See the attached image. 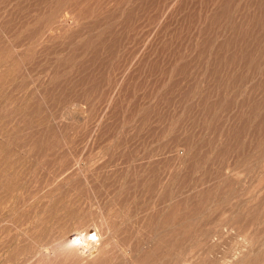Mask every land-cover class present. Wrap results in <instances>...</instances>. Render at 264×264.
<instances>
[{
	"label": "rangeland",
	"instance_id": "obj_1",
	"mask_svg": "<svg viewBox=\"0 0 264 264\" xmlns=\"http://www.w3.org/2000/svg\"><path fill=\"white\" fill-rule=\"evenodd\" d=\"M261 1L0 0V264H264Z\"/></svg>",
	"mask_w": 264,
	"mask_h": 264
},
{
	"label": "bare ground",
	"instance_id": "obj_2",
	"mask_svg": "<svg viewBox=\"0 0 264 264\" xmlns=\"http://www.w3.org/2000/svg\"><path fill=\"white\" fill-rule=\"evenodd\" d=\"M33 1V0H32ZM132 1V0H131ZM165 1V0H164ZM168 1V0H167ZM199 1V0H198ZM255 1V0H254ZM259 1H261V0H259ZM48 2V1H47ZM49 2H50V0H49ZM129 2V1H128ZM184 2V1H183ZM182 2V3H183ZM190 2V1H189ZM203 2V1H202ZM262 2V1H261ZM27 3V2H26ZM81 3V2H80ZM191 3V2H190ZM223 3V2H222ZM248 3V2H247ZM252 3H253V1H252ZM258 3V2H257ZM48 4V3H47ZM50 4V3H49ZM215 4V3H214ZM219 4V3H218ZM217 4V5H218ZM254 4V3H253ZM70 5V4H69ZM98 5V4H97ZM257 5V4H256ZM78 6V5H77ZM216 6V5H215ZM230 6V5H229ZM253 6V5H252ZM259 6V5H258ZM90 7V6H89ZM93 7V6H92ZM91 7V8H92ZM131 7V6H130ZM151 7V6H150ZM177 7V6H176ZM220 7V6H219ZM106 8V7H105ZM191 8V7H190ZM222 8V7H221ZM7 9V8H6ZM13 9V8H12ZM49 9V8H48ZM80 9V8H79ZM101 9V8H100ZM214 9V8H213ZM263 9H264V4L262 3H260V7H259V12L260 13H263L264 11H263ZM36 10V9H35ZM87 10V9H86ZM90 10V9H89ZM93 11V10H92ZM111 11V10H110ZM127 11V10H126ZM165 11H166V9H165ZM215 11V10H214ZM255 11V10H254ZM42 12H43V10H42ZM122 12H123V10H122ZM143 12V11H142ZM148 12V11H147ZM146 12V13H147ZM184 12V11H183ZM218 12V11H217ZM229 12V11H228ZM46 13V12H45ZM96 13H97V11H96ZM145 13V12H144ZM143 13V14H144ZM145 13V14H146ZM174 13V12H173ZM142 14V15H143ZM211 14V13H210ZM220 14V13H219ZM228 14V13H227ZM230 14V13H229ZM8 15V14H7ZM71 15V14H70ZM101 15V14H100ZM112 15V14H111ZM110 15V16H111ZM63 16V15H62ZM98 16V15H97ZM145 16V15H144ZM158 15H156V17H157ZM212 16V15H211ZM225 16H226V14H225ZM229 16V15H228ZM101 17H103V16H101ZM148 17V16H147ZM209 17V16H208ZM213 17H215V16H213ZM146 18V17H145ZM216 18V17H215ZM262 18V17H261ZM43 19V18H42ZM57 19V18H56ZM109 19V18H108ZM115 19V18H114ZM132 19V18H131ZM143 19H144V17H143ZM147 19V18H146ZM199 19V18H198ZM85 20V19H84ZM251 20V19H250ZM29 21V20H28ZM116 21V20H115ZM144 21V20H143ZM146 21V20H145ZM148 21H151V20H148ZM161 21H162V19H161ZM180 21V20H179ZM191 21V20H190ZM206 21V20H205ZM7 22V21H6ZM107 22V21H106ZM147 22V21H146ZM201 22V21H200ZM264 22V21H263ZM262 22V23H263ZM128 23V22H127ZM41 24V23H40ZM97 24H98V22H97ZM204 24V23H203ZM212 24V23H211ZM214 24V23H213ZM250 24V23H249ZM42 25V24H41ZM145 25H147V24H145ZM221 25V24H220ZM149 26V25H148ZM259 26V25H258ZM13 27V26H12ZM40 27V26H39ZM145 27V26H144ZM190 27V26H189ZM188 27V28H189ZM196 27V26H195ZM218 27V26H217ZM216 27V28H217ZM225 27V26H224ZM238 27V26H237ZM261 27V26H260ZM42 28V27H41ZM40 28V29H41ZM87 28V27H86ZM85 28V29H86ZM149 28H151V27H149ZM159 28V27H158ZM187 28V27H186ZM197 28H198V26H197ZM208 28V27H207ZM9 29V28H8ZM14 29V28H13ZM40 29H39V31H40ZM99 29V28H98ZM178 29V28H177ZM264 29V28H263ZM151 30V29H150ZM206 30V29H205ZM233 30H234V28H233ZM258 30V29H257ZM50 31V30H49ZM148 31V30H147ZM146 31V32H147ZM160 32H161V30H159ZM90 32V31H89ZM151 32V31H150ZM210 32V31H209ZM211 32H213L212 30H211ZM261 32V31H260ZM16 33V32H15ZM108 33V32H107ZM129 33V32H128ZM153 33V32H152ZM235 33V32H234ZM264 33V32H263ZM9 34V33H8ZM32 34V33H31ZM75 34V33H74ZM90 34V33H89ZM140 34V33H139ZM190 34H192L191 32H190ZM205 34V33H204ZM262 34V33H261ZM77 35V34H76ZM105 35H106V33H105ZM138 35V34H137ZM169 35V34H168ZM257 35V34H256ZM46 36V35H45ZM84 36V35H83ZM109 36V35H108ZM128 36V35H127ZM175 36V35H174ZM192 36V35H191ZM215 36V35H214ZM225 36V35H224ZM230 36H231V34H230ZM10 37V36H9ZM24 37H25V35H24ZM23 37V38H24ZM28 37V36H27ZM78 37V36H77ZM92 38H94V36L92 35L91 36ZM161 37V36H160ZM178 37V36H177ZM196 37V36H195ZM210 37V36H209ZM262 37H264V35L262 36ZM22 38V39H23ZM45 38V37H44ZM68 38V37H67ZM88 38H89V36H88ZM9 39V38H8ZM29 39V38H28ZM77 39V38H76ZM91 39V38H90ZM112 39V38H111ZM238 39V38H237ZM30 40V39H29ZM28 40V41H29ZM88 40V39H87ZM179 40V39H178ZM226 40H227V38H226ZM26 41V40H25ZM27 41V42H28ZM70 41V40H69ZM86 41V40H85ZM133 41V40H132ZM165 41V40H164ZM191 41V40H190ZM192 41H194V40H192ZM24 42V41H23ZM30 42V41H29ZM142 42V41H141ZM22 43V42H21ZM219 43V42H218ZM20 44V43H19ZM18 44V45H19ZM160 44V43H159ZM209 44V43H208ZM225 44V43H224ZM227 44V43H226ZM259 44V43H258ZM26 45V44H25ZM37 45V44H36ZM46 45V44H45ZM121 45V44H120ZM184 45V44H183ZM229 45V44H228ZM234 45H236V44H234ZM233 45V46H234ZM111 46H113V45H111ZM125 46V45H124ZM148 46V45H147ZM219 46V45H218ZM75 47V46H74ZM142 47V46H141ZM149 47V46H148ZM154 47V46H153ZM46 48V47H45ZM82 48V47H81ZM222 48V47H221ZM238 48H239V46H238ZM31 49H32V47H31ZM56 49V48H55ZM151 49V48H150ZM15 50V49H14ZM85 50V49H84ZM86 50H90V49H86ZM92 50V49H91ZM90 50V51H91ZM109 49H107V51H108ZM111 50V49H110ZM232 50V49H231ZM82 51H83V49H82ZM121 51V50H120ZM191 51V50H190ZM195 51V50H194ZM223 51V50H222ZM242 51V50H241ZM113 52V51H112ZM116 52H117V50H116ZM152 52V51H151ZM216 52H218V51H216ZM234 52V51H233ZM41 53V52H40ZM44 53V52H43ZM61 53V52H60ZM108 53V52H107ZM114 53V52H113ZM224 53H225V51H224ZM239 53V52H238ZM248 53H249V51H248ZM67 54H69V53H67ZM74 54V53H73ZM82 54V53H81ZM93 54V53H92ZM143 54V53H142ZM160 54V53H159ZM214 54V53H213ZM234 54V53H233ZM236 54V53H235ZM247 54V53H246ZM23 55V54H22ZM28 55V54H27ZM36 55V54H35ZM49 55V54H48ZM75 55V54H74ZM88 55V54H87ZM117 55V54H116ZM126 55V54H125ZM162 55V54H161ZM207 55V54H206ZM220 55V54H219ZM238 56H239V54H237ZM236 55V56H237ZM255 55V54H254ZM264 55V54H263ZM91 56V55H90ZM118 56V55H117ZM180 56V55H179ZM185 56V55H184ZM193 56H195V54L193 55ZM240 56H242V55H240ZM34 57V56H33ZM67 57H69V56H67ZM96 57H98V56H96ZM95 57V58H96ZM232 57V56H231ZM62 58V57H61ZM86 58V57H85ZM139 58V57H138ZM206 58V57H205ZM262 58V57H261ZM38 59V58H37ZM64 59V58H63ZM78 59V58H77ZM80 59V58H79ZM82 59V58H81ZM114 59V58H113ZM178 59V58H177ZM196 59V58H195ZM236 59V58H235ZM249 59V58H248ZM30 60V59H29ZM35 60V58L33 59V61ZM67 60V59H66ZM68 60H69V58H68ZM67 60V61H68ZM101 60V59H100ZM112 60V59H111ZM148 60V59H147ZM184 60V59H183ZM194 60V59H193ZM197 60V59H196ZM213 60V59H212ZM259 60V59H258ZM43 61V60H42ZM83 61V60H82ZM99 61V60H98ZM97 61V62H98ZM102 61V60H101ZM100 61V62H101ZM104 61V60H103ZM113 61V60H112ZM215 61V60H214ZM81 62V61H80ZM92 62V61H91ZM119 62V61H118ZM143 62V61H142ZM162 62V61H161ZM189 62H191V60L189 61ZM259 62V61H258ZM26 63V62H25ZM66 63V62H65ZM69 63V62H68ZM89 63V62H88ZM87 63V64H88ZM144 63V62H143ZM148 63V62H147ZM225 63V62H224ZM223 63V64H224ZM236 63V62H235ZM238 63V62H237ZM261 62H259V64H260ZM263 63V62H262ZM95 64V63H94ZM198 64V63H197ZM199 64H201L200 62H199ZM198 64V65H199ZM77 65V64H76ZM98 65V64H97ZM109 65V64H108ZM114 65V64H113ZM117 65V64H116ZM225 65H228V64H225ZM26 66V65H25ZM57 66V65H56ZM79 66V65H78ZM88 66V65H87ZM96 66V65H95ZM94 66V67H95ZM203 66V65H202ZM28 67V66H27ZM46 67V66H45ZM53 67V66H52ZM57 67H60V66H57ZM89 67V66H88ZM104 67V66H103ZM110 67V66H109ZM74 68V67H73ZM59 69V68H58ZM78 69V68H77ZM76 69V70H77ZM90 69V68H89ZM88 69V70H89ZM158 69V68H157ZM52 70V69H51ZM83 70V69H82ZM123 70V69H122ZM138 70V69H137ZM179 70V69H178ZM228 70V69H227ZM239 70V69H238ZM69 71V70H68ZM245 71V70H244ZM133 72V71H132ZM157 72V71H156ZM221 72V71H220ZM229 72V71H228ZM48 73V72H47ZM54 73V72H53ZM120 73V72H119ZM126 73V72H125ZM161 73V72H160ZM169 73V72H168ZM185 74V73H184ZM207 74V73H206ZM259 74V73H258ZM261 74V73H260ZM124 75V74H123ZM227 75V74H226ZM41 76V75H40ZM145 76H146V74H145ZM167 76H168V74H167ZM166 76V79L169 81V78ZM171 76V75H170ZM45 77H46V75H45ZM174 77V76H173ZM110 78V77H109ZM128 78V77H127ZM83 79V78H82ZM212 79V78H211ZM120 80V79H119ZM189 80V79H188ZM225 80V79H224ZM86 81V80H85ZM167 81V82H168ZM186 81V80H185ZM195 81V80H194ZM137 82H138V80H137ZM174 82H176V80L174 81ZM173 82V83H174ZM189 82H191V81H189ZM230 83V82H229ZM78 84V83H77ZM96 84V83H95ZM106 84V83H105ZM123 84V83H122ZM257 84V83H256ZM112 85V84H111ZM110 85V86H111ZM178 85V84H177ZM197 85V84H196ZM230 85V84H229ZM191 86V85H190ZM194 86H195V82H194ZM202 86V85H201ZM64 87V86H63ZM63 87H62V89H63ZM94 87V86H93ZM175 87V86H174ZM252 87V86H251ZM177 88V87H176ZM192 88V87H191ZM194 88V87H193ZM57 89V88H56ZM179 89V88H178ZM249 89V88H248ZM252 89H253V87H252ZM251 89V90H252ZM72 90V89H71ZM112 90V89H111ZM116 90V89H115ZM183 90V89H182ZM67 91V90H66ZM179 92H180V90H178ZM209 91V90H208ZM240 91V90H239ZM242 91V90H241ZM120 92V91H119ZM252 92H254V91H252ZM117 93V92H116ZM188 93V92H187ZM190 93V92H189ZM191 93H192V91H191ZM125 94V93H124ZM261 94V93H260ZM111 95H112V93H111ZM131 95V94H130ZM252 95V94H251ZM81 96V95H80ZM122 96V95H121ZM178 96V95H177ZM211 96V95H210ZM245 96V95H244ZM256 96V95H255ZM110 97V96H109ZM204 97V96H203ZM252 97H253V95H252ZM257 97V96H256ZM264 97V96H263ZM182 98V97H181ZM109 99V98H108ZM258 100V99H257ZM159 101V100H158ZM66 102V101H65ZM161 102V101H160ZM206 102V101H205ZM209 102V101H208ZM58 103V102H57ZM62 103V102H61ZM173 103V102H172ZM177 103V102H176ZM257 103V102H256ZM258 103H259V101H258ZM161 106V105H160ZM168 106V105H167ZM181 106H183V105H181ZM188 106L190 107V105L188 104ZM245 106V105H244ZM253 106H254V104H253ZM230 107V106H229ZM218 108V107H217ZM181 109V108H180ZM237 109V108H236ZM254 109H256V108H254ZM61 110V109H60ZM168 110V109H167ZM260 110V109H259ZM213 111V110H212ZM202 112V111H201ZM211 112V111H210ZM262 112H263V110H262ZM178 113V112H177ZM192 113V112H191ZM119 114V113H118ZM179 114H180V112H179ZM239 114V113H238ZM261 114V113H260ZM126 115V114H125ZM168 115V114H167ZM184 115V114H183ZM205 115V114H204ZM169 116V115H168ZM182 116V115H181ZM54 117H56V116H54ZM60 116H58V117H56L57 119L59 118ZM110 117V116H109ZM124 117V116H123ZM63 118V117H62ZM98 118V117H97ZM199 118V117H198ZM101 119V118H100ZM109 119V118H108ZM135 119V118H134ZM165 119V118H164ZM264 119V118H263ZM107 120V119H106ZM238 119H236V121H237ZM163 121V120H162ZM233 121V120H232ZM231 121V122H232ZM260 121V120H259ZM259 121H258V123H259ZM61 122V121H60ZM159 122V121H158ZM238 122V121H237ZM204 123V122H203ZM243 124H244V122H242ZM59 124V123H58ZM95 124V123H94ZM99 124V123H98ZM219 124V123H218ZM242 124V125H243ZM130 125V124H129ZM233 125V124H232ZM64 126V125H63ZM128 126V125H127ZM166 126V125H165ZM171 126V125H170ZM101 127V126H100ZM181 127V126H180ZM102 128V127H101ZM117 128V127H116ZM122 128V127H121ZM151 128V127H150ZM170 128V127H169ZM98 129V128H97ZM235 129V128H234ZM60 130V129H59ZM63 130V129H62ZM103 130V129H102ZM250 130H252V129H250ZM104 131H106V129L104 130ZM110 131V130H109ZM166 131V130H165ZM234 131V130H233ZM232 131V133H234ZM61 132V131H60ZM113 132V131H112ZM261 132V131H260ZM43 133V132H42ZM82 133V132H81ZM106 133V132H105ZM104 133V134H105ZM116 133H118V131L116 132ZM209 133V132H208ZM224 133V132H223ZM102 134V133H101ZM258 134V133H257ZM112 135V134H111ZM117 135V134H116ZM260 135V134H259ZM30 136V135H29ZM28 136V137H29ZM100 136V135H99ZM107 136V135H106ZM105 136V137H106ZM115 136V135H114ZM176 136V135H175ZM205 136V135H204ZM130 137V136H129ZM236 137V136H235ZM250 137V136H249ZM262 137V136H261ZM111 138V137H110ZM188 138V137H187ZM216 138V137H215ZM239 138V137H238ZM236 139V138H235ZM105 141V140H104ZM124 141V140H123ZM177 141V140H176ZM63 142H64V140H63ZM162 142V141H161ZM215 142V141H214ZM241 142V141H240ZM62 143V142H61ZM120 143V142H119ZM125 144H128V142L126 143L125 142ZM119 145V144H118ZM194 145V144H193ZM254 146H255V144H253ZM46 146H48V145H46ZM52 146V145H51ZM112 146V145H111ZM54 147V146H53ZM129 147V146H128ZM249 147V146H248ZM247 147V148H248ZM109 148H111V147H109ZM108 148V149H109ZM130 148H132V147H130ZM256 148V147H255ZM107 150V149H106ZM31 151V150H30ZM112 151V150H111ZM251 151V150H250ZM146 154V153H145ZM44 156V155H43ZM182 156H184V155H182ZM197 156V155H196ZM38 158H39V156H38ZM72 158H74V157H72ZM34 159H35V157H34ZM36 159H37V157H36ZM189 159V158H188ZM73 163V162H72ZM193 163H194V160H193ZM51 164V163H50ZM76 164V163H75ZM198 164V163H197ZM72 166V165H71ZM35 167V166H34ZM190 167V166H189ZM258 167V166H257ZM42 169V168H41ZM110 171V170H109ZM79 172H82V171H79ZM125 172V171H124ZM168 174V173H167ZM169 175V174H168ZM167 175V176H168ZM112 177V176H111ZM117 177V176H116ZM145 177V176H144ZM58 178V177H57ZM50 179V178H49ZM61 179V178H60ZM106 179V178H105ZM121 179V178H120ZM130 179V178H129ZM169 179V178H168ZM167 180V179H166ZM144 181V180H143ZM186 182V181H185ZM166 183V182H165ZM226 183V182H225ZM140 184V183H139ZM46 185H48V184H46ZM67 185V184H66ZM115 185V184H114ZM132 187V186H131ZM139 187V186H138ZM97 188V187H96ZM110 188V187H109ZM108 188V189H109ZM114 188V187H113ZM117 188V187H116ZM120 188V187H119ZM126 188V187H125ZM137 188V187H136ZM171 188V187H170ZM131 189V188H130ZM126 190V189H125ZM127 191V190H126ZM129 192V191H128ZM139 192H140V190H139ZM108 194V193H107ZM111 194V193H110ZM145 195V194H144ZM113 196V195H112ZM146 198V197H145ZM150 198V197H149ZM128 199V198H127ZM113 200H115V199H113ZM195 205V204H194ZM133 206V205H132ZM118 207V206H117ZM145 207V206H144ZM183 207V206H182ZM98 210V209H97ZM129 211H131V209L129 210ZM154 212V211H153ZM131 213V212H130ZM108 215V214H107ZM107 217V216H106ZM110 217V216H109ZM110 219V218H109ZM107 220V219H106ZM162 220V219H161ZM112 221V220H111ZM93 222V221H92ZM107 222H108V220L107 221H105L103 218H101L100 217V219H99V221H98V223L96 222L95 224H93L92 226H90V224H89V226L88 227H83V226H81L80 225V228H77L76 230H75V232H74V234H73V237L72 238H70L71 237V235H70V237H69V239H67V240H64V241H61L60 243H57L56 244V246H57V248L59 249V252H57V253H55V258H63V259H65V260H69V262H73V264L74 263H78V264H109L110 263V261H111V254H112V250L111 249H109V243H110V241H112L111 240V229H110V226L107 224ZM110 223V222H109ZM119 223V222H118ZM262 224H264V223H262ZM121 225V224H120ZM123 226V225H122ZM125 226V225H124ZM182 233V232H181ZM234 233V232H233ZM103 235H107L104 239H102V236ZM155 235V234H154ZM66 237V236H65ZM155 237V236H154ZM245 243V242H244ZM247 243V242H246ZM180 244V243H179ZM247 245V244H246ZM41 247V246H40ZM44 248H46V247H42V248H40L39 249V251H38V254L40 255V256H43V254H45L44 253ZM52 248V247H51ZM117 249V252L121 249L120 247H116ZM130 251H131V249H130ZM50 252V251H49ZM52 252V251H51ZM55 252V251H54ZM237 252H239V251H237ZM240 253H243V251H240ZM37 254V255H38ZM52 254V253H51ZM50 255V254H49ZM46 256V255H45ZM54 256V255H53ZM231 257V256H230ZM52 258V257H51ZM238 258V257H237ZM237 258H229V259H226V260H224L223 262L224 263H222V264H234V262L236 261V259ZM62 259V260H63ZM136 259H137V257H136ZM50 261V260H49ZM58 261V260H57ZM29 262V261H28ZM61 262V261H60ZM221 262V261H220ZM36 263V262H35ZM135 264H136V262H135ZM139 264V263H138ZM235 264H239V263H235Z\"/></svg>",
	"mask_w": 264,
	"mask_h": 264
}]
</instances>
